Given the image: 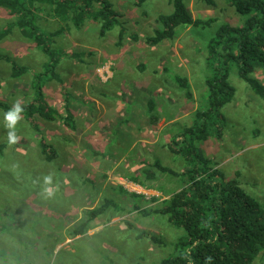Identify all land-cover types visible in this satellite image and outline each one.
<instances>
[{"label":"rangeland","instance_id":"obj_1","mask_svg":"<svg viewBox=\"0 0 264 264\" xmlns=\"http://www.w3.org/2000/svg\"><path fill=\"white\" fill-rule=\"evenodd\" d=\"M214 1V7L200 0H186V5L194 19L215 18V24L178 29L173 40L158 46L146 45L145 38L157 27L159 15L172 13L171 0H148L144 6L116 0L119 26L104 37L96 23L66 28L45 9L39 26L48 33L65 29L53 38L51 49L81 55L62 57L54 70L61 82L50 80L44 88L45 100L58 115L53 122L37 117L42 136L59 155L51 162L41 155L39 136L22 113L15 128L18 139L8 142L5 115L14 103L23 109L31 102L32 74L42 71L48 59L12 27L15 17L0 7V104L6 105L0 107V241L18 254H0V264H157L170 257L184 232L157 210L186 180V162L171 151L172 138L207 105L209 40L221 24L239 26L245 20L227 0ZM6 58L24 68L20 77L12 76ZM228 75L235 93L221 109L223 136L196 146L264 208V100L240 79L235 65ZM253 76L264 85V69L256 68ZM176 78L188 80L192 99ZM149 102L156 110L149 111ZM67 104L75 131L62 120ZM151 116L157 118L154 125ZM155 162L171 173L160 172ZM45 176L52 177L50 185ZM106 200L112 202L107 210L84 235L73 237L85 213ZM254 264H264V256Z\"/></svg>","mask_w":264,"mask_h":264},{"label":"trees","instance_id":"obj_2","mask_svg":"<svg viewBox=\"0 0 264 264\" xmlns=\"http://www.w3.org/2000/svg\"><path fill=\"white\" fill-rule=\"evenodd\" d=\"M115 1L0 0V7L15 17L12 27H16L20 35L31 41L48 59L42 66V71L32 74L31 102L23 107L22 112L29 127L39 136V149L47 162L56 160L59 155L42 136L37 117L46 122H53L58 115L45 100L44 88L50 80L61 82L54 70L62 57L73 59L80 58L81 55L51 49L53 38L60 36L65 29L55 33L46 32L38 24L40 15L48 9L50 16L65 24L66 28L72 26L76 30L87 22L96 23L99 26V36L104 37L119 26L120 15L115 11ZM147 1L136 0L135 3L144 6ZM200 1L207 6H216L214 0ZM227 1L237 14L245 17V20L239 26L221 24L209 40L205 62L210 74L204 82L207 105L197 109L191 125L183 133L172 138L171 151L182 156L186 162V169L182 174L186 180L184 187L164 201L163 207L157 210V213L167 216L168 222L182 229L184 234L173 243V253L170 257L157 264H254L259 257L264 256V208L238 181L227 180L216 169V164L205 158L196 146L209 138L220 140L223 136L224 119L221 109L232 101L235 93L229 83L230 65L238 68L240 79L250 86L256 96L264 100V85L253 76L256 68L264 69V0ZM171 5L172 13L159 15L156 20L157 27L152 35L145 38L146 45L158 46L165 41H171L178 29H206L217 21L215 18L194 19L186 0H171ZM122 35L121 33L119 39H122ZM3 38L4 33L1 32L0 40ZM132 38L137 40L133 34ZM87 55L91 56L92 53ZM6 60L11 65L12 76L20 77L24 68H19L10 58ZM176 81L185 90L186 97L192 99L188 80L176 78ZM62 94L69 98L66 89L62 90ZM2 105L0 104V107L6 106ZM148 106L150 112L156 110L154 103L149 102ZM150 119L152 125L157 121V118L152 116ZM62 120L71 131L77 129L68 104L65 106V116ZM3 149L4 146L0 145V154ZM154 166L160 172L168 171L159 162H155ZM122 192L128 193L123 189ZM111 203L106 200L98 208L87 211L86 220L73 229L71 235H84L90 223L102 215ZM1 231H4L3 227ZM139 237L160 243L158 238L147 233H141ZM0 243V254L6 255L7 258L18 257L13 246H8L6 241L3 242L4 245L1 241ZM50 254L49 252L48 257Z\"/></svg>","mask_w":264,"mask_h":264},{"label":"clouds","instance_id":"obj_3","mask_svg":"<svg viewBox=\"0 0 264 264\" xmlns=\"http://www.w3.org/2000/svg\"><path fill=\"white\" fill-rule=\"evenodd\" d=\"M23 109L20 105L19 102L14 103L12 109H10L6 115H5V119H6V127L9 129L7 136H8V142L10 144L12 143H16L18 137L16 134V125L18 123V121L21 119V113H22ZM44 183L46 185H50L52 183V177L51 176H45L44 177ZM45 192L51 196L53 195V192L50 188H45Z\"/></svg>","mask_w":264,"mask_h":264}]
</instances>
